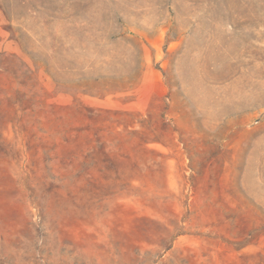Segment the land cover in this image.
Wrapping results in <instances>:
<instances>
[{
	"label": "rangeland",
	"instance_id": "obj_1",
	"mask_svg": "<svg viewBox=\"0 0 264 264\" xmlns=\"http://www.w3.org/2000/svg\"><path fill=\"white\" fill-rule=\"evenodd\" d=\"M0 264H264V0H0Z\"/></svg>",
	"mask_w": 264,
	"mask_h": 264
}]
</instances>
